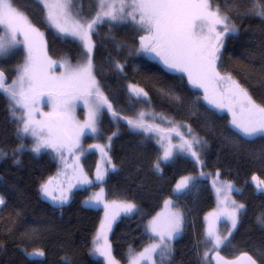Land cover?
Segmentation results:
<instances>
[{
	"label": "trees",
	"instance_id": "1",
	"mask_svg": "<svg viewBox=\"0 0 264 264\" xmlns=\"http://www.w3.org/2000/svg\"><path fill=\"white\" fill-rule=\"evenodd\" d=\"M13 3L44 33L52 59L76 64L85 58L82 45L56 34L37 0ZM212 3L228 13L238 30L224 37L221 71L231 74L256 103L264 105V17L255 14L264 9V0ZM75 7L88 18L97 10L96 0H75ZM138 40L134 27L111 26L106 21L95 26L92 34L94 76L117 113L113 116L103 110L97 121L100 140L115 165L103 185L110 198L138 206L135 216L121 217L115 223L111 234L114 258L128 264L131 248L143 251L152 242L149 222L166 199L175 198L183 216V232L174 243L173 256L164 264H204L205 215L213 210L227 214L231 205L241 204L244 207L236 230L223 254L231 260L250 256L256 264H264V224L258 222V218L264 219V185L258 187L252 179L264 181V137L247 139L234 131L227 110L213 109L204 101L203 89L193 87L185 74L139 51ZM24 57L25 51L18 48L0 58V71L8 83L16 78ZM130 84L141 86L149 102L132 98ZM149 110L188 126L202 141L201 160L185 155L163 160L153 134L127 122ZM20 115L9 97L0 92V196L4 200L0 208V264H103L92 254L103 211L82 204L101 184L76 191L73 199L61 206L43 200L41 186L56 176L59 164L47 152L36 155L30 150L31 140L20 131ZM98 159L91 153L84 160L92 174ZM188 175H196V182L185 193L175 195L176 183ZM210 180L225 192L214 196ZM35 252L44 255H29Z\"/></svg>",
	"mask_w": 264,
	"mask_h": 264
},
{
	"label": "snow or ice",
	"instance_id": "2",
	"mask_svg": "<svg viewBox=\"0 0 264 264\" xmlns=\"http://www.w3.org/2000/svg\"><path fill=\"white\" fill-rule=\"evenodd\" d=\"M37 2L44 9L45 20L51 27L64 36H71L82 42L85 58L75 65L65 59L60 63L64 71L59 75L54 74L52 69L58 62L53 61L47 54L44 33L31 22L26 13L14 6L13 0H0V58L20 45L25 51L24 62L17 66V76L11 83L6 82L4 72L0 71V92L10 97L14 108L22 109L19 117L22 124L20 131L35 138V147L32 149L34 152L38 153L42 147L51 148L63 160L65 151L74 154V150L80 147V137L84 135L85 129L92 133L98 131V117L105 107L113 116L117 115L93 75L92 34L95 26L105 21L131 22L144 33L140 36L139 51L154 54L166 68L185 74L193 87L203 89V99L209 105L221 111L227 110L231 114V125L240 135L246 138L264 137V105L256 103L249 91L231 74H222L217 67L224 37L238 31L228 13L223 12L219 4L214 6L212 0H96L97 10L94 16L88 18L82 16L79 8L75 7V0ZM255 14L264 17V9ZM21 36L22 40L18 38ZM132 91L137 96L147 95L139 88H132ZM78 101H82L88 110V118L83 124L74 116ZM45 103L50 106L49 112L41 111L40 106ZM38 112L40 119L36 118ZM15 115L13 111V116ZM144 115L141 112L136 119H129L127 122L133 128L146 132L163 131L155 125L146 124ZM169 131L175 132L183 140L181 150L196 157L199 162L194 145L201 141L194 135L190 140L184 139L179 126H174ZM170 155V151L166 149L164 158L168 159ZM76 160H79V156ZM103 178V174L97 169L96 179ZM191 179H182L176 185V191L187 188ZM252 179L257 181L258 187L264 185V181L257 177L253 176ZM81 182L91 183L87 177H83ZM52 183L53 179H50L41 186L44 196L66 203L67 197L63 194V189L60 197L51 195ZM93 199L97 203L101 202L100 194H96ZM3 203V198H0V204ZM170 203L166 201L165 207ZM232 204L235 205V202ZM135 207V204L128 202L106 203L105 220L101 223L100 235L106 229L110 230L112 220L121 211L131 213ZM243 207V204L234 206L227 212L233 228L237 224L236 213ZM258 222L264 224V219L258 218ZM181 224L182 216L179 211L170 213L163 221L159 216L150 221L147 228L159 239L133 256L130 264H141V261L157 264L154 257L158 258L160 264L170 260L172 249L169 241L181 231ZM99 238L98 235L97 239ZM226 239L227 237L217 233L214 226H209L206 241L217 255ZM94 252L104 257L107 264H116L106 239ZM29 255L43 256L44 253L35 252ZM247 259L250 264H256L250 256ZM204 260H209L207 251L204 253ZM223 264L229 262L225 260Z\"/></svg>",
	"mask_w": 264,
	"mask_h": 264
},
{
	"label": "rangeland",
	"instance_id": "3",
	"mask_svg": "<svg viewBox=\"0 0 264 264\" xmlns=\"http://www.w3.org/2000/svg\"><path fill=\"white\" fill-rule=\"evenodd\" d=\"M109 25L111 26H119L122 27L123 25H127V26H132L135 28V32L138 33V37L139 40L137 41V45H140V36L144 35L143 32L139 31L131 22L128 23H111L106 21ZM53 30L56 32V34H58L59 36H61L64 39H70L74 42H77L78 44L82 45V42L79 41L78 39H75L71 36H64L61 33H58L57 30L52 27ZM19 39H23V37H18ZM44 41H45V36H44ZM46 42V41H45ZM223 46H224V42H223ZM18 48H22L23 46L20 45L17 47ZM223 49V47H222ZM221 49V52H222ZM24 50V49H23ZM142 52V51H141ZM220 52V55H221ZM145 53V52H144ZM148 57L150 58H154V59H159L158 57H156L154 54H149V53H145ZM7 55V54H6ZM49 56V55H48ZM50 57V56H49ZM51 58V57H50ZM52 59V58H51ZM53 61H57L58 63L54 66V68L52 69L53 73L56 75H59L61 72L64 71V69L62 67H60V63L63 62V60H54ZM157 61V60H156ZM160 61V60H159ZM220 61V60H219ZM219 61L217 62V67L218 69L221 71L220 67H219ZM70 62V61H69ZM71 63V62H70ZM73 64V63H72ZM75 65V64H73ZM176 72V71H175ZM222 74H225L224 72L221 71ZM94 75V72H93ZM97 80V79H96ZM7 82V79H6ZM98 82V80H97ZM8 83V82H7ZM99 84V82H98ZM100 86V85H99ZM132 88H139L142 89L144 93H146V91L139 85L136 84H130L128 86V93L129 95L136 99V100H141V101H145V102H149L148 96H144V95H140L137 96L136 93H134L132 91ZM100 90L102 92V89L100 87ZM103 93V92H102ZM7 95V94H6ZM8 96V95H7ZM9 97V96H8ZM10 99V97H9ZM205 101V100H204ZM207 103V101H205ZM208 104V103H207ZM13 105V102H12ZM209 105V104H208ZM211 106V105H209ZM14 107V106H13ZM41 111L43 112H49L50 106H48L46 103L45 104H41ZM212 107V106H211ZM15 110H18L19 113L22 112V109L19 108H14ZM107 108L105 107L103 110H106ZM214 109V108H213ZM216 109V108H215ZM102 110V111H103ZM218 110V109H216ZM220 111V110H218ZM143 113H145L143 119L144 122L146 124H152L155 125L156 127H158L159 129H162L163 131H157V132H152V131H147V132H151V134H153V139L154 141L161 147L162 151H163V160L164 158V153L165 150L168 149L171 153V155L169 156L170 158L174 159L175 157H177L178 155H185V156H189V157H193L191 156L188 152L186 151H182L181 150V145L183 144V140H181L180 136H177L175 134V132H168L169 129L173 128L174 126H179V131L182 133L184 139L186 140H190L191 137L194 135L192 132L189 131V127L186 125H179V123H175L173 122L171 119L166 118L165 116H162L160 114H157L153 111H142ZM74 116L75 119L77 121H79L81 124H83L87 118H88V110L87 108L84 106L82 101H78L77 102V106L74 112ZM36 118L40 119V113H36ZM99 120V118H98ZM230 126L231 125V120H230ZM97 129L98 131L96 133H92L90 130L85 129L84 130V135H82L80 137V147L76 150H74V154L73 153H69L67 151L64 152V159L61 160L60 156L54 152L51 148H41L40 151L34 152L32 149L35 147V138L32 137L30 134H27L28 138L31 140L32 142V146L31 149L36 155H40L41 153L47 152L49 153L59 164V171L56 174V176H54L53 179V183L52 185H50V192L52 196H56V197H60L61 196V189H63V194L67 197V202L71 199H73V197L75 196V192L78 190H82L85 188H89L91 186H94L96 184H101V186L96 189V190H92L89 192L88 195H86L83 199H82V204L87 207V208H92V209H99L103 211V217H102V221L101 223L105 220V208L104 205L107 204H111L113 201H116L117 203L120 202H127V201H121V200H116V199H112L109 197L107 190L105 188V186L103 185V182L106 180V178L108 177V175L114 171L115 169V165L113 164L112 160H111V156L106 148V145L104 143H102V141L100 140V130L98 128L97 125ZM136 129V128H135ZM232 129L234 131H236L233 127ZM141 130V129H138ZM237 132V131H236ZM238 133V132H237ZM171 134V135H168ZM195 136V135H194ZM172 137H174L172 139ZM196 137V136H195ZM246 138V137H245ZM199 139V138H197ZM247 139H251V138H247ZM200 140V139H199ZM201 141V140H200ZM182 143V144H181ZM202 143V141H201ZM201 143L194 145V150H196L198 152V156H199V160H201ZM93 145H97L98 147H93ZM82 152V154H81ZM91 153H96L99 157V162H98V166L96 168V171L93 172V174L89 171L88 169V165L87 163L84 161L86 156L91 154ZM79 156V160H76V157ZM196 158V157H195ZM81 169H82V173L83 175H81ZM97 169L100 170V172L103 174V179L102 180H97L96 176H97ZM83 177H87V180L91 181V183H82V179ZM186 177H191L192 179L189 181L188 187L184 188L182 191L177 192L176 191V185L184 178ZM197 176L196 175H188V176H184L182 177L175 185L174 187V194L175 195H181L183 193H185L188 188L196 182ZM96 194H100L101 196V202L97 203L93 198ZM0 198H2L0 196ZM41 198L47 202H49L50 204H52L53 206H61L65 203H60L59 200L53 201L51 199V197H46L44 196V194L41 191ZM166 201H170V205L166 208L165 207V202ZM128 203H132V202H128ZM176 200L175 198H168L163 202L162 208L161 210L155 215L154 218L156 217H160L161 221H163L164 219L167 218V216L170 213L173 212H177L179 211L176 206H175ZM134 204V203H133ZM224 204V203H223ZM223 204L221 206H223ZM3 204H0V208L2 207ZM135 209L131 212V213H124L123 211H121L119 213V215H117L115 217L114 220H112L111 222V227L110 230L106 229L105 232L103 233V235H100V226L99 229L97 231L96 234V239L99 235V239H97V246L98 245H103L105 243V239L107 241V244L110 246V253H111V257L116 261V264H123L119 261H117L114 258L113 255V250H112V245H111V234L113 231V228L115 226V223L121 218V217H133L135 216V214L138 212V206L135 204ZM229 207V206H227ZM234 206H230L229 208H233ZM241 209H239L236 213L237 215V224H238V220H239V212ZM109 211H111L109 209ZM180 212V211H179ZM181 213V212H180ZM182 216V213H181ZM153 218V219H154ZM152 219V220H153ZM204 221H205V239H204V247L202 249V259L204 261V264H223V261H228L229 264H238L241 261L245 260L246 257L242 256L238 259H228L224 256L223 254V249L225 248V246L229 243L233 233L236 230V227L233 228L232 227V222L230 219L227 218V214H222L220 212H216V211H210L208 212L205 217H204ZM183 216H182V224H181V231L175 236L174 239H172L171 241H169V243L171 244V253L170 256H173V252H174V243L175 241L181 236L182 232H183ZM236 224V226H237ZM212 225L214 226L215 230L217 231L218 234H220L222 237H227V239L224 241V243L221 245V247L218 250V255L217 252L211 249L210 244H208V242L206 241V235H207V231L209 226ZM230 233V235H229ZM151 236H152V242L158 240L159 238L156 236H153V234L150 232ZM151 242V243H152ZM150 243V244H151ZM96 246V247H97ZM95 249V245L93 247L92 250V254L95 258L101 260L103 262V264H107V261L104 257L99 256V254H96L94 252ZM205 251L208 252V256H209V260L205 261L204 260V253ZM142 252V251H141ZM140 252L135 251L134 249H130L128 252V258H129V263L130 264V260L132 259L133 256L138 255ZM220 257H222L223 259L221 260ZM154 259L157 260V264H158V259L157 257H154ZM141 264H148L147 261H141Z\"/></svg>",
	"mask_w": 264,
	"mask_h": 264
},
{
	"label": "water",
	"instance_id": "4",
	"mask_svg": "<svg viewBox=\"0 0 264 264\" xmlns=\"http://www.w3.org/2000/svg\"><path fill=\"white\" fill-rule=\"evenodd\" d=\"M209 186H210L214 196H218V195L222 194L223 192H225L224 189H222V188H220L219 186L216 185L214 180H210ZM239 264H250V261L248 259H245L244 261H242Z\"/></svg>",
	"mask_w": 264,
	"mask_h": 264
}]
</instances>
